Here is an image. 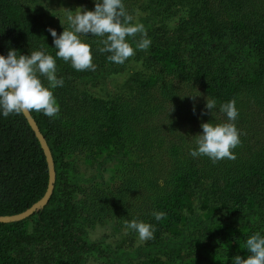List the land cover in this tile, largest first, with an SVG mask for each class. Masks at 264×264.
I'll return each mask as SVG.
<instances>
[{
    "label": "trees",
    "instance_id": "1",
    "mask_svg": "<svg viewBox=\"0 0 264 264\" xmlns=\"http://www.w3.org/2000/svg\"><path fill=\"white\" fill-rule=\"evenodd\" d=\"M151 1V15L153 10L158 15L167 12L168 21L158 24L143 20L151 45L147 50H136L128 58L136 63L124 84L127 89L112 101L93 97L89 91L79 92V86L87 78L98 79L106 65L114 63L107 58L110 53L99 51L103 47L101 37L89 38L93 41L94 70L77 71L70 61L56 58L57 76L64 79V85L54 90L60 112L48 117L30 110L53 156L56 171L53 194L30 217L0 223L3 260L0 264L122 261L123 254L108 250L102 244L104 239H90L89 226L113 217L112 214L126 215L134 208L133 197L138 194L142 198L143 190L148 193L158 188L162 197L159 186L166 184L170 186L166 185L163 193L172 195L157 212L173 218L178 201L193 191L200 202H206L211 214L200 224L195 223V215H187L182 226L172 232L162 229L165 216L160 221L152 214L148 216L147 221L155 225L150 247L166 242L167 250L175 242L186 246L183 256H169L171 264H188L184 260L192 257L199 263L207 260L200 252L199 242L202 237L203 243L209 242L217 231L209 229L202 237H196L191 228L195 224L202 226L224 217L225 221L232 220L230 226L239 225L251 233L264 234V0L262 4L246 0ZM49 27L57 32L45 10L28 5L25 0H0L1 54L6 56L10 48L23 55L43 49L55 57L57 49L53 48ZM128 39L138 42L141 34ZM41 79L48 84L45 77ZM187 95L198 96L193 99ZM206 98L215 99L216 108L206 109ZM231 100L236 101L239 115L235 124L241 132V142L232 150L235 159L224 158L214 163L206 155L192 157L190 150L197 147L196 142L189 148L181 138L165 143L150 135L154 117L170 106L177 108L186 103L189 108L177 109L186 112L185 121L194 126V123L226 122L227 117L219 107ZM105 112L108 120L100 119ZM114 126L127 134V140L137 136L144 150L150 148L149 169L166 172L163 178L154 172L158 178L155 180L143 170L129 168L122 176L120 171L118 181L111 185L112 177L106 181L103 171L113 165L103 167L102 160L96 158L90 169L96 166L98 175H95L102 180L83 189V182L90 181V173L87 174L89 167L82 164L95 158L94 140L87 138L91 133L92 137L108 138ZM106 141L98 144L103 149L102 158L113 161L114 157L105 152L109 142ZM47 184L44 153L23 113L0 115V215L24 211L44 195ZM168 205L172 214L164 211ZM239 218L250 222L234 224ZM28 219L33 221L31 231L20 230ZM6 225L19 228L5 231Z\"/></svg>",
    "mask_w": 264,
    "mask_h": 264
},
{
    "label": "rangeland",
    "instance_id": "2",
    "mask_svg": "<svg viewBox=\"0 0 264 264\" xmlns=\"http://www.w3.org/2000/svg\"><path fill=\"white\" fill-rule=\"evenodd\" d=\"M25 1L28 5H31L34 8L45 10L47 12L49 20L54 26L57 27L58 35L63 32L64 28H69L66 19L68 14H74V12L81 7L87 8L89 10H93L95 7L94 0ZM130 1L134 2L129 3ZM246 1L258 2V4L263 3L262 0ZM124 2L126 5V9L130 14H134L135 9L140 10V12L142 13L139 17L140 23H143V20L145 18L150 22H157L158 24H160L162 21H168V18H166L167 12H163L162 14L158 15L153 10L151 15L150 9L151 6H153V2L151 0H124ZM154 2H157V0H155ZM160 3L165 2L161 0ZM154 8L156 9L155 5ZM87 35L88 36H82V39H84L85 41L93 42L92 40H89V38L92 37V34L89 33ZM128 61L130 62V59H128ZM128 61H125V64L122 68L120 67V64L110 62L98 76V79L96 78L92 81V79L87 78L86 81L79 86V92L89 91L93 97L103 98L106 100L109 99V101H112V98L122 94L127 89L126 85L124 86V84L127 81L130 72H132V68L135 65L134 63H136L132 60L129 65ZM177 100L180 101L181 98H177ZM180 106L187 107L186 103H181L178 107ZM177 108H174V106H170V108L163 110L159 116H155L154 120L151 122V125L153 126L150 129V135H152L153 138H157L159 141L165 143L168 141H174V139L177 138H181L183 141H187V146L189 148H193V146L195 145L193 144V142H197L199 138L197 135L201 134L200 129L202 130V123H194L193 125L195 127L191 126V123H187L185 121L187 117L186 112L178 110ZM99 118L108 120V114L106 113V115H100ZM112 130L113 131L109 133L108 138H105L102 135L98 137H92L93 133H91V135H89L87 138H91V140H94L93 143L95 144V158L90 159L88 164H82L84 165V167H89V172H87V174L90 173V175H88L90 181L83 182V189L91 187L96 180H102L101 176L97 177L98 168L96 169V166L90 169L94 165V160L96 158H100L102 160L100 163L103 167L109 166L110 163L111 165H113V167L109 168V170L107 169L108 171H103L105 179L107 178L106 181L112 177L110 179L111 183H109L111 185L115 184L116 181H118L117 175L120 174V171L122 176L123 172H129V168L140 171L143 170L145 173H147V175H149L150 178L158 180L156 174H154L156 170L152 171L149 169L151 164L148 157L149 152L152 153L150 148L149 150H144V147L142 146V143L139 141L140 139L137 136H131L130 140H127L129 139H126L127 134L123 131H120V128H118L117 126H114ZM103 140L109 141H106V143H108L105 152L107 153V155H112L115 160L113 159L112 161V158L103 160V149H101V145H98L101 144L100 141ZM154 147L156 149H159V147ZM161 148H164V145L161 146ZM99 150H102V152L100 153ZM160 154L162 155L161 152ZM154 167L155 164L153 163V168ZM95 173L97 175H95ZM165 174L166 172H159L158 176L163 178V175ZM94 177L96 178L93 179ZM195 177H197V175H194V178ZM166 185L170 186L168 184ZM166 185H162V187L161 185L159 186V192L161 193L162 197L158 195V188H156L155 192H153V189L152 191L149 190V194L143 190L142 198L145 204H143L141 196L136 194L133 197L134 208L131 207L129 209V213H127L126 215L118 216L112 214L113 217H109V219L94 221L92 225L89 226V237L91 240L104 239L105 244H102L108 246V250H111V252H115V250H117L120 254H123L121 257L122 261H111L107 263L105 259H103L102 261H92L91 264H171V258L169 257L170 255L179 254L183 256V254L187 250H185L186 246L182 245L181 242H175L174 245H172L173 248L168 250L164 247L167 242L160 245L157 243L151 245L150 247L148 244L150 240L146 242H139L138 233L132 230H127L125 227L126 222L133 219L149 223V220L147 221L148 216L150 214L153 215L154 212L159 211L161 207H163L164 203L168 201L167 198L172 195V193L169 196L167 193H163ZM189 192L190 193L186 198H182L178 201L177 207L174 208L175 214L173 215V218L170 219L165 216V222H163L162 225V229L165 232H172L176 231V229H179L184 223V218L187 215H195L197 218L195 220V223L199 224L206 217H209L211 215L209 209L206 208V202H200L197 193H194L193 191ZM161 199L163 200V203H161ZM141 209H143L144 213ZM164 211L170 214L173 213L170 205L164 208ZM131 212H134L135 214ZM230 221L232 220L229 219L225 221L224 217H222L220 220L216 218L214 221L205 223V225L202 226H198L194 223L195 225H193L191 228L194 230L193 232L195 233L196 237H200L202 233H206V231H209V229L215 230L217 232L216 235L212 233V239H208L209 242L207 243H203V237L201 236L202 238L199 242V248L200 252L207 257L206 261L199 263L194 257L186 258L184 261L188 264H233V258L237 255H240L242 258H247L250 253L246 249V239L254 233H251V231L247 227L241 228L239 225L238 227L230 226ZM248 222H250V220L245 218H239L233 221L234 224H246ZM32 227L33 221L28 219L20 227V230L31 231ZM18 228L19 227L6 225L3 229L5 231H9L16 230ZM181 246L183 247L182 249ZM4 256L7 255L4 254ZM0 260L3 262L2 259Z\"/></svg>",
    "mask_w": 264,
    "mask_h": 264
},
{
    "label": "clouds",
    "instance_id": "3",
    "mask_svg": "<svg viewBox=\"0 0 264 264\" xmlns=\"http://www.w3.org/2000/svg\"><path fill=\"white\" fill-rule=\"evenodd\" d=\"M94 9L81 7L67 15L68 29L57 34L49 27L53 37L55 57L45 50H37L30 55H23L16 49H9L7 55L0 54V115L8 117L11 114L35 110L48 117H55L60 112V105L54 95L57 87L64 85V79L57 76L56 58L71 62L77 71L94 70L92 42L85 41L82 36L101 37L103 47L100 52H107L109 61L123 64L134 56L136 50H147L151 39L139 17V9L130 14L124 0H94ZM64 27V26H63ZM141 34L138 42H130L129 37ZM135 43V46H133ZM19 53V55H18ZM45 77L48 84L42 82ZM195 99L198 95H187ZM215 99L206 98L205 107L208 110L216 108ZM219 111L223 112L227 121L223 123H202V133L197 135V147L190 150L192 157L206 155L214 163L224 159H235L232 151L240 144L241 132L235 121L239 115L236 101L231 100L221 104ZM155 219L164 218L163 212H154ZM127 230L138 233L139 242L154 238L155 225L135 219L127 221ZM246 249L250 253L247 258L237 255L233 264H264V234L255 232L246 239Z\"/></svg>",
    "mask_w": 264,
    "mask_h": 264
},
{
    "label": "water",
    "instance_id": "4",
    "mask_svg": "<svg viewBox=\"0 0 264 264\" xmlns=\"http://www.w3.org/2000/svg\"><path fill=\"white\" fill-rule=\"evenodd\" d=\"M22 113L25 116L26 120L28 121L36 138L38 139L41 149L44 153L45 160L47 163V168H48V184H47V188H46L44 195L38 201H36L30 207H28L27 209H25L24 211L20 213H16L12 215H0V223H10V222H15V221H21V220H24L30 217L32 214H34L41 207L45 206L49 202L53 194V190H54L56 171H55V165H54V160H53L51 150L47 144L45 137L41 133L36 121L32 117L30 111H25Z\"/></svg>",
    "mask_w": 264,
    "mask_h": 264
}]
</instances>
